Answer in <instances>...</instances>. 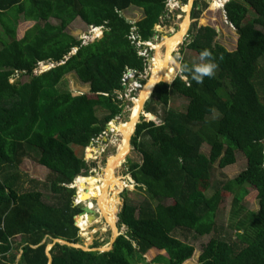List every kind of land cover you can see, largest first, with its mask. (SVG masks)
<instances>
[{"label":"trees","instance_id":"trees-1","mask_svg":"<svg viewBox=\"0 0 264 264\" xmlns=\"http://www.w3.org/2000/svg\"><path fill=\"white\" fill-rule=\"evenodd\" d=\"M168 2L0 0V264H49L55 239L84 244L77 221L87 230L96 217L86 212L76 218L81 207L70 185L76 181L83 200L101 197L99 179L84 176L85 150L123 115L124 75L128 69L145 74L149 59L140 50L155 39ZM133 5L144 12L135 23L122 15ZM225 9L239 34L237 48L216 42L214 27L194 26L189 48L198 57L203 49L213 53L214 74L197 83L191 68L199 61L184 60L180 74L165 82L179 69L174 58L145 104L160 122L141 116L131 138L143 160L130 162L129 172L146 196L138 203L125 200L118 213L127 232L108 251L56 242L51 264H183L195 247L177 235L180 230L211 236L198 264H264V0H229ZM78 18L103 26V36L84 43L71 34L67 28ZM21 19L35 24L18 38ZM41 62L55 66L40 73ZM70 72L89 83V92L74 95L62 86ZM173 97L187 99L186 109L171 107ZM237 151L247 166L216 181L213 167L236 163ZM24 159L47 166L50 181L23 173ZM43 184L53 200L44 198ZM250 188L258 193L257 210L245 204ZM228 196L225 224L218 217ZM88 206L95 208L94 202ZM153 248L167 254L148 261Z\"/></svg>","mask_w":264,"mask_h":264},{"label":"rangeland","instance_id":"rangeland-1","mask_svg":"<svg viewBox=\"0 0 264 264\" xmlns=\"http://www.w3.org/2000/svg\"><path fill=\"white\" fill-rule=\"evenodd\" d=\"M187 1L189 0H183L184 3H186ZM220 1L221 0H202L201 4L203 7L202 10L199 11V15H198L199 20L197 19L198 21H196L195 23L191 22L190 19L188 18V14H187L188 9L184 8L186 7V5H184V7L181 5L180 0H169V2L167 3L168 13L166 16H164L161 19L160 24L156 25V29L158 31L157 37H155V39H153L152 41H149L148 42L149 44L145 43L148 46H146V48L143 49L142 51L144 53L146 51L148 52L147 55V58L149 59L148 68L144 75H136V78H134L130 84H127V92L125 95H123L125 98V109L123 111V115L121 116L118 115L115 119L111 121L115 124V127H113V129H111L109 126V129L106 131V134H103V136H101L99 139L93 141L92 145H90V148H88L91 149V152H88L87 148L85 150L84 156L88 161L89 168H88V175H84V176H94L99 179L102 187V197L105 194L106 188L104 186L107 182L106 179H104V170L107 167H111L113 163L114 164L116 163L117 158L119 157L118 142L123 139L124 134L128 129H132V127H134L132 123L134 114H136L137 112V117H138V113L140 111V117L142 113L145 115L142 107H140L141 104L138 101L135 103L136 99H141V95L146 87V84L143 85L141 84L140 79L141 78L146 79L148 76L150 77L153 63L155 61V54L157 51L156 47L159 44H162V42L164 41V37L167 35L174 36V32L176 35L178 30L181 29L182 23L187 18L189 19V25L186 33L183 36V40L171 55V60H170L171 66L174 58L179 64L178 70L174 67L177 70L176 76L180 74L182 62L184 60H189L193 62L199 61V57L197 56V53L192 48H189V44L194 39V35L190 33L191 29L194 26L197 27L196 31L201 26L214 27L217 31L215 36L216 42L222 44L224 47H226L229 50H235L237 48L239 34L237 28L229 21L225 9V5H226L225 1L228 0H224V4L222 6L220 4ZM216 2L217 5H219V7H215ZM122 15L128 21L135 23L143 17L144 12L142 8L133 5L123 10ZM51 21L54 23L58 22L56 19H51ZM34 24H35L34 21H24V19L19 20L18 38H22L25 31ZM67 30L77 38L82 39L84 43H87V41H89L90 38L93 40L94 37L96 36L102 37L104 32V28H101V31L103 32L97 35L95 31L96 29L93 27V25H88L81 18L75 19L68 26ZM73 52H75V49L73 50ZM50 65L51 64L45 63L44 68L47 69ZM175 77L173 79H175ZM62 86H67L68 89H70L74 95L86 93L89 92L90 90L89 83H84L75 72H70L65 76L62 82ZM133 97L135 98L132 99ZM187 104H188L187 99L181 97H173L170 106L174 108H178L180 110H185ZM158 109L161 112V108L158 107ZM139 120L141 121V118ZM155 121L160 122L158 120V117L156 118ZM134 133L135 130L133 133L131 132V135L133 136ZM131 135L130 137H132ZM130 143H128V148L125 151L122 160L119 162L117 168L114 169L112 178H109L110 185L107 196H108V200L111 202V205L115 208L114 216H113V220H114L113 225L111 227L107 223V218L102 215V210L97 203V199L95 197H91L92 203L94 202L95 205V208L93 209L97 211V218L94 222L90 224L89 229L80 230V235L84 241L83 243L86 245L93 246L95 243H99L101 244L102 247L109 246L111 239L114 236L116 218L118 216V213L121 211L125 200L128 202L138 203L141 200H143L144 197L146 196L145 191L138 188L137 183L134 181L133 177L131 176V173L129 172L128 165L130 162L140 163L143 160L142 154L133 146L132 140ZM203 152L208 157L209 147L205 145L203 147ZM236 155H237L236 163L224 169L220 168L218 166V163L213 167L212 176L215 178L216 181L225 178H234L247 166V159L244 153L242 151H237ZM21 169L23 173H26L30 178L40 180L44 182V184L46 181H50L49 179L50 169L47 166L35 162L31 159H24L21 164ZM113 183H115L114 187L112 186ZM44 184L41 185L42 186L41 190H43L44 198L48 201H51L53 200L52 192L49 190V188L44 187ZM32 186L33 183L29 181L25 183L26 188H31ZM70 186L71 187L76 186V193L74 195V201H75V198L78 196V190H79L78 185L74 182ZM257 195H258L257 190L254 188H250V194L245 199V204L249 209L257 210L259 208V199ZM102 197H100V199ZM165 202L170 203L171 200H167ZM84 204L85 202L82 204H78L77 206L82 207ZM230 204H231V198L230 196H228L225 198L224 203L222 204V210L219 212L218 219L220 223H225V224L228 223ZM120 230L122 231V234H124L127 232V227L123 225L122 227H120ZM177 235H179L184 241L193 244L195 247V252L193 257L188 261L184 262L183 264H198V256L202 251L203 246L206 243H208L209 240L211 239V236L210 235L194 236L193 233H189L184 230H180ZM160 254L166 255L167 253L165 251L153 248L147 252L146 258L148 261H152Z\"/></svg>","mask_w":264,"mask_h":264},{"label":"bare ground","instance_id":"bare-ground-1","mask_svg":"<svg viewBox=\"0 0 264 264\" xmlns=\"http://www.w3.org/2000/svg\"><path fill=\"white\" fill-rule=\"evenodd\" d=\"M220 4L222 6L224 4V0H221L220 1ZM215 6L219 7V5H217V2L215 3ZM184 8L185 9H188L187 5ZM188 25H189V19L187 18L182 23V27H181L180 30H178V32H177L176 35H175V32H174V36H172V35L165 36L164 37V41L162 42V44H159L156 47V50L157 51H156V54H155V61L153 63V67H152L151 74H150V77H152V78L149 81V83L146 84V87L144 89V92L141 95V99H136L135 103L138 101L141 104V102H143L151 94V91H152L153 86L156 83V81L163 79V75L165 74V72H166V70H167V68L169 66V63H170V60H171V55L174 52V50L177 49L178 45L182 42L183 36L186 33V31H187ZM140 107H142V106H140ZM133 117L134 118H133V122L132 123H133V126L134 127H132V129H128L127 128L128 130L125 132L123 139L118 142V146H119V157L117 158L116 163L115 164L113 163V165L111 167H107L104 170V179H106V181H107L106 184H105V186H104L106 188L105 194H104L103 197H102V194H101V197L102 198L101 199L99 198L100 200L97 198V200H98L97 203L101 207L102 215L107 218V223L111 227H112L113 221H114L113 220V216H114V209L115 208L111 205V202L108 200V196H107V193L109 191V185H110V179L109 178H112V174H113L114 169L117 168L119 162L122 160V158L124 156L125 151L128 148L129 137L131 135V132L132 133L134 132L136 123L140 119V111L138 113V117H137V112H136V114H134ZM113 127H115V124L112 122L110 124V128L113 129ZM133 128H134V130H133ZM114 185H115V183H113L112 186L114 187ZM80 200L83 201V199H80ZM86 200H87L86 205H89V204L92 203V200L91 199H86ZM92 215L95 216V212L92 213ZM79 225H81L82 227L87 226V225H84L81 222L79 223Z\"/></svg>","mask_w":264,"mask_h":264},{"label":"water","instance_id":"water-1","mask_svg":"<svg viewBox=\"0 0 264 264\" xmlns=\"http://www.w3.org/2000/svg\"><path fill=\"white\" fill-rule=\"evenodd\" d=\"M180 2H181V1H180ZM193 3H194V0H189L188 5H187V7H188V10H187L188 13H187V14H188V18H189V19L191 18V10H192V5H193ZM181 5L184 6V5L182 4V2H181ZM72 53H73V52H72ZM74 53H75V52H74ZM61 63H63V61H62ZM54 66H55V64H52V66L49 67L48 69H50V68H52V67H54ZM151 78H152V77H149L147 81H145L144 83H142V85H143V84H147V83L151 80ZM173 80H174V79H172L170 82H172ZM162 81H165V80H157V81H156V83L154 84L153 89H152V91H151V94H152V92H153L155 86H156L158 83L162 82ZM165 82H169V81H165ZM151 94H150V96H149L148 98H146L143 102H141V106H142V109H143V111H144L145 114H148V113L145 111V104H146V102L149 100V98L151 97ZM149 114H150L149 117H147V116L144 115L143 113L141 114V116L143 115V116L145 117V119L148 120V121L156 120V118H157L156 115H154V114H152V113H149ZM139 122H140V120L136 123V125H137ZM109 126H110V124H108V128H109ZM135 130H136V126H135ZM131 136H132V135H131ZM131 138H132V137H130L129 143L131 142ZM91 144H92V143H91ZM130 145H131V143H130ZM76 180H77V179H76ZM75 183H76V181H75ZM84 202H87V200H85ZM86 211H87L89 214H92V213L95 212V217L97 218V211H96L95 209H91L88 205H86V203L81 207V212L79 213L78 217L83 216V214H85ZM118 219H119V218H118V216H117V218H116V222H115V229H116V230H115V232H114V236H113V238H112V240H111L109 246H107V247L103 246V247L91 248L89 245H86V244H79V243L76 244V243H72V242H69V241H66V240H63V239H55L54 242H53V244H51L50 246H48V256H49V259H50L49 264H51L52 261H53V257H52V255H51V253H50V250H51V248L53 247V245H54L56 242H61V243L68 244V245H71V246L81 247V248H83V249H85V250H100V251H108V250H111V249L113 248L114 242H115V240L117 239V237H118L119 235L122 234V231L120 230V227H119V225H118V221H117Z\"/></svg>","mask_w":264,"mask_h":264},{"label":"clouds","instance_id":"clouds-1","mask_svg":"<svg viewBox=\"0 0 264 264\" xmlns=\"http://www.w3.org/2000/svg\"><path fill=\"white\" fill-rule=\"evenodd\" d=\"M229 1V0H228ZM228 1H225V3H227ZM93 27H99L100 29L101 28H104L103 26H93ZM103 32V31H102ZM100 38V37H98ZM97 39V38H96ZM149 41H147L148 43ZM149 44V43H148ZM146 45V44H145ZM148 46V45H146ZM148 49V47H147ZM148 55V52L146 51V55H143V56H147ZM43 63V66H44V62H41ZM41 63H40V67H39V72H40V69H41ZM52 64L49 66L51 67ZM48 67V68H49ZM217 67V64L215 63L214 61V58H213V53L211 51H209L208 49H203L201 52H200V55H199V62L198 63H194L192 68H191V71H192V78L197 82V83H202L203 82V79L204 77H211L213 74H214V71ZM48 68L46 70H48ZM45 70V71H46ZM44 72V71H43ZM42 73V72H40ZM16 74H18V71L16 72ZM177 77V76H176ZM175 77V78H176ZM149 78V76L147 77V79ZM15 78L12 77L11 78V81L14 82ZM135 98V97H134ZM143 116V115H142ZM90 148V146H89ZM81 175H79L78 177H80ZM77 177V179H78ZM76 187V186H75ZM85 201V200H84ZM84 203V202H83ZM86 203V202H85ZM74 204H75V201H74ZM82 204V203H81ZM101 212V211H100ZM79 215V214H78ZM78 218V216H77ZM119 218V216H118ZM119 221V219H118ZM77 225L79 226L80 230L82 228L81 225H79L78 221H77ZM90 227V226H89ZM112 240V239H111ZM110 245V244H109Z\"/></svg>","mask_w":264,"mask_h":264},{"label":"built area","instance_id":"built-area-1","mask_svg":"<svg viewBox=\"0 0 264 264\" xmlns=\"http://www.w3.org/2000/svg\"><path fill=\"white\" fill-rule=\"evenodd\" d=\"M160 24V23H159ZM95 29H97V28H99V27H94ZM156 31H157V29H156ZM157 33H158V31H157ZM157 35L158 34H156V36L155 37H157ZM98 36H96V37H94V39H96ZM154 37V38H155ZM93 39V40H94ZM90 40H92L91 38H90ZM87 41V40H86ZM145 43H147V42H145ZM138 44H139V42H138ZM143 50H140V54L141 55H146V52L144 53V52H142ZM46 70V68H44V66H43V63H41V69H40V72H43V71H45ZM136 75H137V73L134 71V70H132V69H128L127 70V72L125 73V75H124V78H123V84L126 86V92H127V84H130L131 83V81L134 79V78H136ZM126 94V93H125ZM132 99H134V97L132 98ZM112 123V122H111ZM111 123H109V124H111ZM103 134H106V131L105 132H103ZM103 134H101L100 135V137L101 136H103ZM100 137H98L97 139H99ZM94 140H96V139H94ZM93 140V141H94ZM93 141L91 142V143H93ZM90 143V145H92ZM87 160V159H86ZM88 162V161H87ZM84 201H82V200H80L79 199V194H78V196L75 198V205L77 206L78 204H81V203H83ZM81 229H83V228H81Z\"/></svg>","mask_w":264,"mask_h":264},{"label":"flooded vegetation","instance_id":"flooded-vegetation-1","mask_svg":"<svg viewBox=\"0 0 264 264\" xmlns=\"http://www.w3.org/2000/svg\"><path fill=\"white\" fill-rule=\"evenodd\" d=\"M180 1L182 2L183 5H188V2H189V1H187L186 3H184L183 0H180ZM195 1H196V0H195ZM196 8H197V9H196ZM199 9L202 10V4L199 3L197 6H195V3H194L193 8H192V11H191V22L195 23L196 21L199 20V19H198V16H196V14H197V12H198ZM197 19H198V20H197ZM108 129H109V128H108V126H107L106 131H107Z\"/></svg>","mask_w":264,"mask_h":264},{"label":"crops","instance_id":"crops-1","mask_svg":"<svg viewBox=\"0 0 264 264\" xmlns=\"http://www.w3.org/2000/svg\"><path fill=\"white\" fill-rule=\"evenodd\" d=\"M190 21H191V18H190ZM74 50V49H73ZM75 52H76V49H75ZM74 53V52H73Z\"/></svg>","mask_w":264,"mask_h":264}]
</instances>
